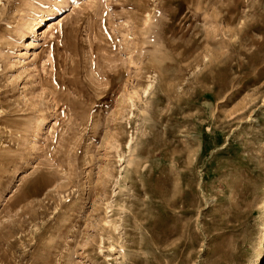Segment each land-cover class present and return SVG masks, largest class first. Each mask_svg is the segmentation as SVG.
<instances>
[{"label":"rangeland","instance_id":"374dc122","mask_svg":"<svg viewBox=\"0 0 264 264\" xmlns=\"http://www.w3.org/2000/svg\"><path fill=\"white\" fill-rule=\"evenodd\" d=\"M0 264H264V0H0Z\"/></svg>","mask_w":264,"mask_h":264},{"label":"bare ground","instance_id":"6f19581e","mask_svg":"<svg viewBox=\"0 0 264 264\" xmlns=\"http://www.w3.org/2000/svg\"><path fill=\"white\" fill-rule=\"evenodd\" d=\"M56 22V21H55ZM60 23V21L59 22H57V23H53V24H51L49 27H48V29H46L44 32H43V37L44 36H48L49 34H51L52 32H53V30L55 29V26H56V24H59ZM48 80V79H47ZM46 121V120H45Z\"/></svg>","mask_w":264,"mask_h":264}]
</instances>
